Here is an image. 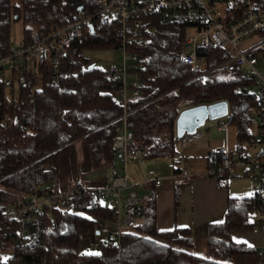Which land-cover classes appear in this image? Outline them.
Returning a JSON list of instances; mask_svg holds the SVG:
<instances>
[{"label":"trees","instance_id":"1","mask_svg":"<svg viewBox=\"0 0 264 264\" xmlns=\"http://www.w3.org/2000/svg\"><path fill=\"white\" fill-rule=\"evenodd\" d=\"M103 1L0 0V57L12 49L15 19L23 20L26 41L33 29L50 31L66 25L82 14L78 9L81 5L85 14H95ZM255 1L264 6V0ZM152 19V42L143 47L129 46L130 50H141L146 57L145 87L130 104L128 126L135 134L130 147H148L149 157L174 159L179 113L192 106L227 100L229 126L237 129L238 145L232 151L247 149V144L256 139L252 119L258 101L249 89L253 79L216 71L207 86L195 85L191 81L194 73L182 60L187 27L168 23L160 16ZM116 30V23H103L94 32L85 30L76 36L68 58L72 73L59 86L51 84L44 65L29 72L22 85L6 87L0 81V218L7 208L32 200L29 197L39 194L41 188L56 190L61 158L75 142L86 150L93 167L104 164L105 150L112 148L123 108L113 98L106 72L96 64L91 67L93 62L84 52L89 48H116ZM208 50L217 51L213 47ZM221 60L210 57L209 65ZM7 116L12 120L8 121ZM157 130L165 133V139H154ZM176 173L180 174L181 168ZM216 178L220 187L227 188L231 177L225 174ZM179 199L176 188V205ZM258 207L257 192L251 197L229 196L224 219L209 225L208 257L195 254L188 228L158 230L155 195L146 202L144 215L123 229L119 243L103 240L104 234L97 233L99 223L113 218L114 213L110 205L90 191L72 195L68 207L53 208L51 214L47 213L35 245L15 246L19 236L10 222L0 228V234L11 224L3 239L23 257V264H42L44 258L45 264H234L235 256L259 253L257 248L233 239L236 232L253 231L258 223ZM82 233L98 238V248L88 245L94 250L83 251Z\"/></svg>","mask_w":264,"mask_h":264},{"label":"built area","instance_id":"2","mask_svg":"<svg viewBox=\"0 0 264 264\" xmlns=\"http://www.w3.org/2000/svg\"><path fill=\"white\" fill-rule=\"evenodd\" d=\"M154 16L187 27L182 60L194 73L191 81L195 85L207 86L210 76L216 71L226 72L229 76L241 74L258 83V92L251 90L258 101L252 119L256 139L250 141L247 149L241 152H233L228 143L214 147L209 156L211 171L208 174L213 177L228 174L232 177L238 173V167L251 165L245 174L252 171V177L257 182L259 202L258 217L255 219L258 223L253 232L264 234V39L241 47L244 40L264 31V6L255 0H104L95 14L82 12L66 25L54 27L50 31L33 29L29 38L19 47L12 46L7 55L0 57V81L6 87L24 84L28 73L38 71L40 65L48 70L51 84L59 86L72 73L68 61L72 41L85 30L94 32L103 23H116V38L119 40L116 48L123 51L122 60L112 65L105 74L111 84L113 98L123 108L119 117L121 123L111 147L123 164L124 172L117 174L105 186L76 184L64 192L41 188L38 194L42 195L40 200H28L4 210L0 228L7 222L15 225L19 236L15 246L35 245L40 238L46 214H51L53 208L68 207L71 196L82 191H90L100 200L107 196L112 198L114 217L101 221L97 230L98 234H104L103 240L119 243L123 229L144 215L151 194L136 189L137 184L128 173L127 166L129 161L139 162L149 158L148 147H130L135 134L128 126L131 100L138 97L145 87L143 71L146 57L141 50H130L129 46L143 47L152 42ZM191 27L196 29L193 34L190 32ZM209 47L217 51L211 53ZM214 56L222 60L210 66V57ZM229 117L230 113L220 118L218 126L219 130L227 134ZM6 118L12 120L11 116ZM184 137L190 138L192 135ZM154 139H165V133L157 130ZM251 147H256L253 155L250 154ZM182 158L180 152L174 153L176 161L180 162ZM178 176L187 180L191 178L184 167ZM160 182L159 178L156 179L157 184ZM123 190H127L126 197L122 195ZM11 224L0 234V264H23V257L15 253L12 245H7L3 239V235L8 236ZM81 239L94 249L100 243L98 238L87 233H82ZM260 253L264 255V246ZM45 261L44 258L42 264Z\"/></svg>","mask_w":264,"mask_h":264},{"label":"crops","instance_id":"3","mask_svg":"<svg viewBox=\"0 0 264 264\" xmlns=\"http://www.w3.org/2000/svg\"><path fill=\"white\" fill-rule=\"evenodd\" d=\"M194 136L190 138L187 137L188 140H185L184 137L183 139L176 136V152H180L183 158L179 162L174 161L172 157H169L172 159L171 161L174 167L172 168V176L170 177L172 182L167 183V186L163 187L162 181L159 184L156 183V179L159 178L161 180V177L157 175L155 176L153 172L155 169L152 167L153 164L150 165V163H144L147 168L145 170L146 174L143 178H140L135 172L134 175H136V178L133 176L132 177L137 184L136 189L139 192H149L151 196H156L158 230L170 231L176 227L188 228L194 240L195 254L201 257H208L209 225L213 223H219L224 219L228 208L229 196L239 198L254 196L257 192V186L253 187L252 185L243 182L240 188H234L232 182H230L231 180L229 179L227 188L220 187L216 177L210 176L209 174L205 173L204 170H201L195 166V151L204 150L206 146H199ZM180 139L181 143L179 142ZM222 145L225 144L217 143L214 145V147ZM208 146L209 148L207 149L209 152L206 153V160L208 159L209 162L212 146L211 144H208ZM78 149L79 144L78 142H75L70 152L67 154L68 157H71L74 152H78ZM81 149L82 151L79 157L81 158L83 166L79 167L78 169L76 167L75 169L73 165L72 168L73 177L76 176V179L81 178L78 176L79 172V174L82 175L83 181H90L95 185H105L109 184L111 179L121 172L115 168V160L118 159L112 148L105 150L104 164L98 167H93L86 150L84 148ZM187 153L189 154V158ZM65 157L67 156H63L61 158V169L59 176L66 173L63 172L62 168V165L66 163L64 159ZM87 158L88 161L86 162ZM85 162L87 164H85ZM132 163H134V161ZM156 164L158 163H155V165ZM176 165H184L186 167L191 175L190 180L178 176L179 173H176V169L179 167H176ZM150 169H153V171ZM83 175H86L85 178ZM179 181L180 186L178 184ZM59 182L61 183L62 187L67 186L65 182H61L60 180ZM176 188H178L180 195L178 205L175 203ZM253 188L255 189L253 190ZM255 217H258L257 211H255ZM233 239L235 242L244 243L259 250V253L254 255H241L233 257L232 261L234 264H264V255L263 253H260V250L264 246L263 233H257L253 231L236 232L233 235Z\"/></svg>","mask_w":264,"mask_h":264},{"label":"rangeland","instance_id":"4","mask_svg":"<svg viewBox=\"0 0 264 264\" xmlns=\"http://www.w3.org/2000/svg\"><path fill=\"white\" fill-rule=\"evenodd\" d=\"M195 31H196V29L194 27L190 28V32L192 34L195 33ZM260 39H264L263 33L256 34L253 37L244 40V42L241 44V47L245 48L247 45H249L253 42H256ZM11 41H12V46H15V47H19L22 44V42L24 41V22L22 19H17V20L15 19L13 21L12 28H11ZM84 55L86 57H89L94 64H96L98 67H101L107 73L110 71V68L112 65H114L118 61L122 60L123 51H122V49H119V48H111V49H92V48H89V49L85 50ZM249 89H251L253 92H258V90H259L258 83L253 81V83L251 84ZM218 122H219V120H207L205 125H203L202 127L199 128L198 134H196V136H194L196 138V141L198 142L199 146H206L204 148V150H196L195 151V155H194L195 163L194 164L196 167L200 168L201 170H204V172L207 174L211 171V167L209 165L208 159L206 160V153L209 152V150L207 149V148H209L208 144H211L212 149H213L215 144H217V143L218 144H226V140H227V143L232 150H235L237 145H238V141L236 139V133H237L236 126L230 125L228 134L226 135L225 132L218 130L219 129L218 128V126H219ZM184 138H185V140H188L187 137H184ZM179 142L181 143V139L179 140ZM255 150H256V147H251L250 148V154L253 155L255 153ZM81 151H82V149L79 147V149H78L79 153L74 152L71 157H68V155H65V156H67L64 158L66 163L62 165V168H63V172H66V173L59 176L57 188H56L57 191L64 192V191L71 189L74 185L81 184V183L88 186V187H99V186H105L106 185V184L105 185H95V184L91 183L90 181H83L82 175H80L79 172H78V176H80L81 178L76 179L77 178L76 176L73 177V173H72L73 165H74L75 169H76V167L78 169L79 167L83 166L81 158L79 157L81 154ZM201 151H202V153H201ZM188 158H189V154H188ZM171 160L172 159L169 157H150V158L145 159V161L143 160V161L134 162V163H132L133 161H129L128 166H127V171L131 176H133L135 178H136V175H134L135 173H137V175H139L140 178H143L144 175L146 174L145 170L147 168L146 165H144V163H150V165L153 164L152 167L155 170L154 171H153V169H150V170L154 172L155 176L157 175V176L161 177L162 186L165 187V186H167V183L172 182L171 181L172 179H170V177L172 176V168L174 166H173V163ZM87 161H88V158L86 159V162ZM86 162H85V164H87ZM155 163H158V164L155 165ZM115 165H116V167H115L116 170L124 172L123 164L120 163L119 160H115ZM176 167L183 168L185 166L184 165H182V166L176 165ZM148 168H150V167H148ZM247 168H251V165L248 164L247 166L238 167V169H237L238 173L236 174V176H232L230 178V180H231L230 182H232L234 188H240V186L242 185L243 182L244 183L246 182L249 185H252L253 187L257 186L256 181L252 177V171H250L248 174H245V171ZM111 172H112V170H111ZM193 174H195V173H193ZM85 176L86 175H83L84 178H85ZM72 178H73V180H72ZM59 180L61 182H65L67 184V186L62 187ZM178 184L180 186V181ZM138 187H139V185H138ZM254 189L255 188H253V190ZM122 195L124 197H126L127 196V190H123ZM29 198L40 200V198H42V195L33 194ZM101 201L104 204H108L110 206L113 205L112 198L109 196L101 198ZM84 243H86V242H84ZM84 243H83V251L94 250V249L90 248L87 243L86 244H84Z\"/></svg>","mask_w":264,"mask_h":264},{"label":"water","instance_id":"5","mask_svg":"<svg viewBox=\"0 0 264 264\" xmlns=\"http://www.w3.org/2000/svg\"><path fill=\"white\" fill-rule=\"evenodd\" d=\"M79 11L84 12V5L79 6ZM95 64L93 63L91 67ZM230 113V103L220 100L213 103H204L183 109L176 120V136L183 138L187 135H196L200 127L207 120H219Z\"/></svg>","mask_w":264,"mask_h":264}]
</instances>
